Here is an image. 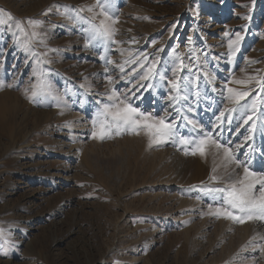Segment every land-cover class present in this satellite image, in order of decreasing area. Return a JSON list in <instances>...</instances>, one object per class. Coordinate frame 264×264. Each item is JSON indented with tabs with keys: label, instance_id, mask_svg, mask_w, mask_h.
I'll use <instances>...</instances> for the list:
<instances>
[{
	"label": "rangeland",
	"instance_id": "1",
	"mask_svg": "<svg viewBox=\"0 0 264 264\" xmlns=\"http://www.w3.org/2000/svg\"><path fill=\"white\" fill-rule=\"evenodd\" d=\"M95 5L0 0V81L13 85L0 88V229L16 245L0 238V264H264V221L212 214L226 205L208 190L244 175L222 151L209 146L204 156L185 155L195 145L171 141L150 147L145 130L91 136L115 88L140 111L174 118L179 136L198 142L212 133L256 178L264 176V0H110L106 22L120 43L84 48L80 25L60 13L91 6L82 15L98 24L104 17ZM28 18L42 22L35 31L46 37L32 51L47 52L52 62L41 67L51 69L54 95L39 102L25 96L35 83V60L13 38L17 22L33 31ZM236 33L243 40L232 55ZM173 48L186 66L181 77L189 69L200 74L192 77L180 115L166 84L153 79L148 88L140 79L152 60L173 79ZM228 88L249 94L235 104Z\"/></svg>",
	"mask_w": 264,
	"mask_h": 264
},
{
	"label": "snow or ice",
	"instance_id": "2",
	"mask_svg": "<svg viewBox=\"0 0 264 264\" xmlns=\"http://www.w3.org/2000/svg\"><path fill=\"white\" fill-rule=\"evenodd\" d=\"M109 4L110 0H96L95 7L100 9L96 15L104 17V19H101L98 24L95 22V16L87 17L82 15L85 12L92 13L94 9L91 6L87 8H76L71 13H60L61 15H65L68 20L72 21L73 25H80L78 30L84 33L87 37V40L83 45L84 48L96 46L105 41L120 43L119 41L112 40L114 29H112L106 22L111 19L108 11L105 10ZM8 15L9 19H12L11 14ZM3 22V20H0V23ZM27 24L33 29V31L29 33L23 26L22 21L17 22L13 38L14 43L22 47L25 51H28L35 60L37 69L32 72V76L30 77V80L34 79L35 83H31L30 88L25 89V96L30 101L39 102L54 95L55 90L49 79L51 69L41 67V65H50L52 62L51 60L46 59L47 52L41 53L32 51L35 47L34 41L39 40V43L44 44L46 40V37L43 34L35 31V29L42 26V22L28 18ZM242 40L243 37L239 33H236L235 39L229 41V48L232 50V55H235ZM188 42L191 43L190 37L188 38ZM50 51L59 50L50 49ZM193 51L194 50L190 49L189 55L192 56L193 59H197V57L193 56ZM172 53L175 57L172 62L174 67L168 70L174 77L173 79H168L163 72L157 71L158 60H152L150 62V66L143 75L140 76V79L148 81V88L154 87L151 82L153 79H157L159 82L166 84L168 87L167 99L169 104L176 114L180 115V105L182 102H187V91L190 85L194 83L192 77H195L198 80L200 74L192 72V70L189 69L190 76L181 77L179 73L184 71L186 66L183 64L181 57L177 54L176 48L172 49ZM100 59L106 60V57L101 56ZM144 59L147 60V57H144ZM106 62L109 64L116 63L111 60H106ZM118 67L121 73H123V65H118ZM105 74L108 83L113 84V78L110 75H107V69H105ZM202 75L208 79L209 83L215 79L214 77L209 76V73L207 72L202 73ZM239 83H243V81H239ZM257 84L259 85L260 81H257ZM5 86L12 87L13 85H5L3 81H0V88ZM261 86L264 87V85ZM227 91L230 94L228 99L235 104H239L240 101L249 94L248 92H236L232 88H228ZM57 99L59 100L60 98L57 97ZM108 100V103H103L100 110L96 113V118L92 121V138L103 140L105 138H112L113 135H121L127 131L139 134V130H145L146 134L149 136L150 147L153 144L163 145L170 141L179 143L183 146L194 144L195 147L192 148L191 151L185 150V155L199 154L204 156L206 154V148L212 146L218 152H223L226 162H232L235 163L237 167H242L244 173L243 178L234 183L228 184L225 187L208 190L209 192L221 194V199L224 205H226V207H217L212 214L215 216H224L225 218L238 223H245L249 220L264 221V176L256 178L257 174L249 170L246 162L235 159L231 147L220 143L219 139L213 138V135L210 132H204L202 138H200L198 142L195 139L179 136L174 118L171 120L167 117L157 118L150 113L146 114L140 111L137 107H134L131 103L127 102V97L121 99L120 94L115 88L110 90ZM57 106H59V104H57ZM253 109H255V103H253ZM228 111L230 112L232 109H229ZM223 116L224 113L221 112L220 116L217 117V120L219 121ZM251 119L252 116H249L248 120ZM188 123L191 124L194 129L198 128L194 121L189 120ZM245 123H247V121H245ZM254 127L255 125H253V128ZM211 179L216 181L217 177L213 175ZM258 185L259 187H257ZM0 238H5V243L9 244L10 247L15 250V243L7 240L4 229H0ZM260 250L264 251V246H262ZM3 254L7 256L8 252L4 251Z\"/></svg>",
	"mask_w": 264,
	"mask_h": 264
},
{
	"label": "bare ground",
	"instance_id": "3",
	"mask_svg": "<svg viewBox=\"0 0 264 264\" xmlns=\"http://www.w3.org/2000/svg\"><path fill=\"white\" fill-rule=\"evenodd\" d=\"M170 113V112H169ZM74 154V153H73Z\"/></svg>",
	"mask_w": 264,
	"mask_h": 264
}]
</instances>
